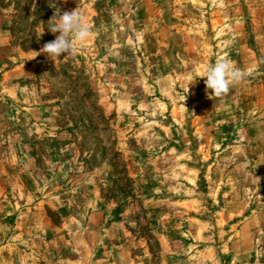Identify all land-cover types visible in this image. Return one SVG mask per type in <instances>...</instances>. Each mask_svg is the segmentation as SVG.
I'll list each match as a JSON object with an SVG mask.
<instances>
[{"label":"rangeland","instance_id":"rangeland-1","mask_svg":"<svg viewBox=\"0 0 264 264\" xmlns=\"http://www.w3.org/2000/svg\"><path fill=\"white\" fill-rule=\"evenodd\" d=\"M76 9L91 36L49 59ZM217 60L245 72L221 97ZM8 172L42 185L0 264H264V0H0Z\"/></svg>","mask_w":264,"mask_h":264},{"label":"clouds","instance_id":"clouds-1","mask_svg":"<svg viewBox=\"0 0 264 264\" xmlns=\"http://www.w3.org/2000/svg\"><path fill=\"white\" fill-rule=\"evenodd\" d=\"M48 23L51 33H59L55 40L46 43L41 49L51 60L64 53L67 56L74 54L76 45L84 43L91 36L89 24L78 9L63 14L55 12ZM203 73L206 89L211 90V96L215 97L223 96L229 92L232 84L245 79V72L235 68L228 60H217L208 65Z\"/></svg>","mask_w":264,"mask_h":264},{"label":"crops","instance_id":"crops-1","mask_svg":"<svg viewBox=\"0 0 264 264\" xmlns=\"http://www.w3.org/2000/svg\"><path fill=\"white\" fill-rule=\"evenodd\" d=\"M7 176V177H6ZM11 174L8 172V174H1L0 173V189L3 188V192L2 194L5 196L9 195L10 196V185H11ZM7 178V179H6ZM31 182V181H30ZM14 183L15 185L12 186V190L14 191V193H21L22 196H23V201L26 200L25 197H30L31 198V193L34 189L36 188H39L42 183H37L36 181H34L35 183ZM35 186V187H34ZM1 195V194H0ZM9 196L6 197V200L8 202V206L9 208L7 209H2L0 212H1V216H0V219L1 218H4V220H12L11 223H13V220L18 217L20 214H25V213H21V212H24V208L21 207L20 210L18 211H15V204L18 203V204H24L22 203L23 201H12ZM19 208V207H18ZM8 215H11L10 217ZM23 218H27L26 215H24V217H22L20 220L22 221Z\"/></svg>","mask_w":264,"mask_h":264}]
</instances>
